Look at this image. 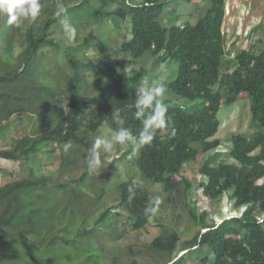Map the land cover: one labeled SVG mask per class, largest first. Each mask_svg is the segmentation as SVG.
I'll list each match as a JSON object with an SVG mask.
<instances>
[{
  "label": "rangeland",
  "instance_id": "rangeland-1",
  "mask_svg": "<svg viewBox=\"0 0 264 264\" xmlns=\"http://www.w3.org/2000/svg\"><path fill=\"white\" fill-rule=\"evenodd\" d=\"M166 1L169 5L163 21L167 27L195 24L212 3V0H193L190 3ZM58 2L39 0L41 8L38 16L23 20L20 27L9 25L7 16H0V77L14 75L15 72L23 74L17 81L0 84V150L13 147L16 141L50 133L58 116L69 111L66 87L69 82L73 83L70 57L82 64L80 98L92 96L95 92L94 82L103 78L96 70L85 67L100 60V43L125 69L130 67V56L121 50L122 44L131 39L129 19L97 18L91 6H83L84 0H69V12L56 7L54 13L51 9ZM120 5L121 0H113L108 10L115 11ZM238 7L243 11L238 12ZM240 14L244 16L241 23L247 25L253 22L242 36L251 33L254 24L258 26L247 36L248 40L243 45L240 43L233 52H229L228 60L231 62L252 39L256 45L254 52L259 53L264 48V0H226L225 18L232 17V21L225 19V25L234 23ZM64 18L76 29V39L72 42H69L63 30L61 20ZM49 19L54 23L47 35L55 45H43L34 63L27 67L22 60L28 47L27 32L32 29L36 36L42 35V28ZM257 38H261L260 41ZM139 65L150 73L139 87L151 86L154 80L164 82L166 94L163 103L176 102L177 97L168 84L176 78L179 63L162 53L156 57L144 56L139 60ZM230 68H233V62ZM226 72L225 68L223 73ZM7 94L13 95L10 101ZM17 95L22 97L20 101L15 99ZM179 104L186 108L193 106L187 101H179ZM95 113L94 108L87 110L86 119L80 127L84 143L69 142L72 147L67 153L63 150L65 143L48 139L27 160L14 162L0 159V188L27 178H45L48 182L47 186L21 194L20 206L24 210L19 221L23 224L32 219L35 233L33 236L16 235L17 238L1 241L0 254L17 257L2 264H167L181 256L185 257V264H203L204 258L213 260V252L206 246L189 252H182L177 247L168 256L154 249L152 243L156 238L172 232L178 234L181 242L191 241L198 233L205 232L201 220L190 215L191 209H196L200 215L207 213L206 221L210 224H220L222 220L242 215L244 207H233L232 191L216 200L204 195L202 184L207 179L200 169L208 157H215L218 153L223 156L215 158L213 163L219 160L233 162L225 156L230 149V137L232 134L247 135L253 132L247 96L242 94L235 104L221 107L217 115L220 128L215 138L221 140L222 146L208 154H199L194 161L185 164L176 177L180 183L178 191L171 193L164 190L163 184L143 175L137 164V153L135 149H130V144H114L110 153L101 151V167L92 173L88 171L86 160L92 143L97 136L110 138L113 132L106 124L96 132L92 131ZM185 180L190 191L186 190ZM127 182L146 190L153 202L159 201L157 211L140 230L134 229V215L121 204V189ZM29 211L34 213L28 214Z\"/></svg>",
  "mask_w": 264,
  "mask_h": 264
},
{
  "label": "trees",
  "instance_id": "trees-1",
  "mask_svg": "<svg viewBox=\"0 0 264 264\" xmlns=\"http://www.w3.org/2000/svg\"><path fill=\"white\" fill-rule=\"evenodd\" d=\"M121 1L122 5L115 11L108 10L113 0H84L83 6H91L97 18L107 16L114 20L116 17L130 20L131 39L121 46L122 53L130 56V67L139 65V60L146 55L156 57L162 53L179 63L176 78L168 84L177 100L166 104L168 123L163 140L158 132L151 145L135 147L130 144V149H135L137 153V164L146 178L163 184L166 192L178 191L180 183L176 177L183 166L194 161L199 154H208L222 146L221 140L215 138L220 128L217 115L221 107L235 104L242 94L250 102L253 132L247 135L232 134L228 141L230 149L225 156L233 162L219 160L213 163L215 158L223 156L218 153L215 157H208L200 169L207 179L202 184L204 195L216 200L232 191L233 207H244L242 215L222 220L220 224H210L206 221L207 213L200 215L196 209H191L190 215L201 220L205 232L185 242H181L178 234L172 232L156 238L152 247L168 256L177 247L182 252L200 246L209 247L214 258H204L203 264H264V218H261L264 216V50L256 53L252 46L240 51L232 61L233 68H230L232 62L228 60L226 37L222 31L226 0H212L204 16L195 24H173L170 27L165 26L163 21L169 5L166 0ZM177 1L190 3L193 0ZM59 2L64 5L62 11L69 12V0ZM56 7L57 4L51 11L55 13ZM53 23L49 19L42 28L43 34L39 36L32 29L28 30V47L22 57L27 67L34 63L43 45H55L47 35ZM99 45L100 60L85 66L105 78L94 82V94L80 98L82 64L70 57L73 83L69 82L66 87L69 111L58 116L50 133L16 141L13 147L0 150V159L14 162L27 160L48 139L62 143H84L80 127L86 119L87 110L91 108L96 111L91 126L93 132L104 124L112 131L117 129L112 112L119 110L125 120L124 127L138 136L142 123L135 117L136 91L149 78V70L139 65V71L131 67L130 71L125 72L124 66L110 54L108 48L102 43ZM225 68L227 72L223 73ZM22 75L15 72L14 75L1 76L0 84L17 81ZM11 96L7 94L8 101L12 99ZM21 98L20 95L15 97L17 101ZM178 100L187 101L193 106L186 108ZM47 184L45 178H27L0 188V242L6 238L34 235L35 224L32 219L23 224L19 221L24 210L20 206V197L22 193ZM184 184L186 190L190 191L186 180ZM130 186L135 192L131 202L128 198ZM60 187L64 188L63 185ZM121 204L134 215L133 227L136 230L143 229L154 215H146V207L151 204L158 209L148 192L133 182L123 184ZM30 213L32 215L34 211ZM53 241H50V245ZM36 248L39 249V246ZM13 259L17 257L0 254V264ZM167 264H185V257L170 260Z\"/></svg>",
  "mask_w": 264,
  "mask_h": 264
},
{
  "label": "clouds",
  "instance_id": "clouds-1",
  "mask_svg": "<svg viewBox=\"0 0 264 264\" xmlns=\"http://www.w3.org/2000/svg\"><path fill=\"white\" fill-rule=\"evenodd\" d=\"M41 4L39 0H0V16H7V23L20 27L23 20L28 18H36L40 12ZM57 8L64 9L63 3L58 2ZM226 10V9H225ZM61 24L65 35L69 42L76 39V29L67 18L61 20ZM136 71H139V65H132ZM130 67L125 69L129 71ZM166 94V85L164 82L152 81L151 86L145 87L141 85L136 91L135 100V117L142 123V129L138 136L132 131L124 127L125 120L121 117L119 110H113L112 117L118 125L110 138L97 136L89 149L87 156V167L90 173L97 171L101 165V151L110 153L113 150L114 144L126 146L131 144L135 147H143L151 145L156 138L157 133H160V138L163 140L164 130L168 123L166 116L167 106L163 103ZM72 147L71 143H65L63 150L65 153ZM135 192L132 186L129 187V201L134 198ZM157 205L159 201L156 202ZM157 208L151 204L145 208V214L155 213Z\"/></svg>",
  "mask_w": 264,
  "mask_h": 264
},
{
  "label": "crops",
  "instance_id": "crops-1",
  "mask_svg": "<svg viewBox=\"0 0 264 264\" xmlns=\"http://www.w3.org/2000/svg\"><path fill=\"white\" fill-rule=\"evenodd\" d=\"M242 11H243V8L238 7V12H242ZM232 13H234V10H232ZM237 15H239V14H237ZM231 18L232 17L229 18L228 16H226L225 19H230V21H232ZM242 18H244V16H242L240 14L239 18H237V20H235L234 23L233 22H230V23L228 22L229 24L225 25V22H224V24H223L224 27L222 28V31H223L224 36L226 37V50L228 52H233L235 50L236 46L238 47V45L240 43H242V45H243L244 42H246L245 40H248L247 36L252 34V32L254 31L253 29L258 26V24H254L253 29L251 28L252 29L251 33H249L247 35L244 34V36H242L243 33L246 32V29L250 28V26H251L250 24L253 23V22H249L247 25H246V23H241V21L242 22L244 21V20H242ZM257 39L260 41L261 38H257ZM229 40H231V44H229ZM246 44H247V47H244V49L252 48V46H253V48L256 47V45L253 42V39H252L251 42L249 41ZM262 50H264V48H262Z\"/></svg>",
  "mask_w": 264,
  "mask_h": 264
}]
</instances>
